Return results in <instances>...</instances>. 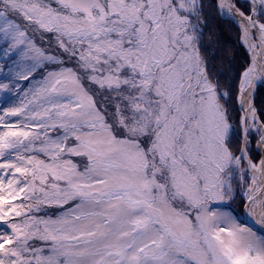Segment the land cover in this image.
I'll return each mask as SVG.
<instances>
[{
    "label": "snow or ice",
    "instance_id": "obj_1",
    "mask_svg": "<svg viewBox=\"0 0 264 264\" xmlns=\"http://www.w3.org/2000/svg\"><path fill=\"white\" fill-rule=\"evenodd\" d=\"M203 7L201 0H0V54L11 61L0 92H11L8 81L35 79L42 66H60L37 82L34 107L6 113L23 114L21 129L0 117L7 129L0 264H264V236L237 223L226 203L235 199L237 174L243 189L251 173L244 210L264 225V120L250 91L264 79V63L258 71L253 55L241 74L242 142L234 152L221 103L230 93L206 74L196 43ZM218 8L241 18L250 51L254 38L264 50V0H250L249 14L232 0ZM28 30L50 34L56 50L38 48ZM41 206L63 211L37 217Z\"/></svg>",
    "mask_w": 264,
    "mask_h": 264
},
{
    "label": "trees",
    "instance_id": "obj_2",
    "mask_svg": "<svg viewBox=\"0 0 264 264\" xmlns=\"http://www.w3.org/2000/svg\"><path fill=\"white\" fill-rule=\"evenodd\" d=\"M203 4V18L204 22L203 35L200 36L196 43L199 47V54L206 74L214 82L219 84V91L223 95L225 92L230 93V97L226 100H221V103H226L229 109L228 121L232 126V133L230 136L231 148L234 152H238L240 147L241 130L239 125L240 112L237 104V94L239 87V80L242 71L249 65V59L247 52L240 43V30L230 20L223 19L219 16L216 9V0H201ZM237 7L240 11L249 12V5L247 2L236 1ZM25 23V22H22ZM27 34L31 37L33 42L45 52H52L55 49L54 42L50 45L48 37L50 34L43 33V36L39 32L33 33L28 30ZM5 45L0 44V50ZM10 60H5L0 54V82L4 80V76L8 72L7 65H10ZM66 66H71L67 64ZM58 64H47L38 68L32 77L29 79H14L8 81L11 92H0V98L7 96L6 101L0 100V117L4 118V121L10 125H16L19 130L22 128L20 123L24 116H9L6 115L8 110L12 107H20L23 104H27L28 107H34V102L29 104V101L33 100L34 93V81L36 78L42 77L47 71L58 69ZM14 85V86H13ZM254 107L257 110V116L260 120H264V83L256 87L253 99ZM6 128H0V131H6ZM29 131H39L40 129H34L31 126ZM42 131V130H41ZM252 135L249 147L252 153V158L257 162L259 155L254 150V142L256 137ZM38 146V141L36 142ZM10 159L14 160L15 156ZM5 162L0 159V163ZM4 174V170L0 169V175ZM18 175V174H17ZM11 178V177H9ZM23 195V194H21ZM14 203H19L15 201ZM242 201L236 207V211L240 212L242 208ZM241 207V208H240ZM42 210L39 213H33L37 217H45V213L52 215L57 213L55 207L48 208L47 206H41ZM46 218V217H45ZM19 219V218H17ZM10 232L11 230L8 229Z\"/></svg>",
    "mask_w": 264,
    "mask_h": 264
},
{
    "label": "bare ground",
    "instance_id": "obj_3",
    "mask_svg": "<svg viewBox=\"0 0 264 264\" xmlns=\"http://www.w3.org/2000/svg\"><path fill=\"white\" fill-rule=\"evenodd\" d=\"M239 1H242V0H239ZM243 1H246V0H243ZM232 2H233V1H232ZM219 3H220V0H217V3H216V4H217V8H218ZM236 8H237V7H236ZM218 12H219V14H220L219 8H218ZM225 12H227V9H225ZM220 16H221V17H224V18H228L229 20L235 22L236 25L239 27L238 21L241 19L239 16H236V15H234V14H233V15H228V14L221 15V14H220ZM239 28H240V27H239ZM240 29H241V28H240ZM241 33H242V29H241ZM251 43L256 45V49H255V51L253 52V51H250V50H249V47L247 46V49H248V56H249V62L251 63L252 56H253V55H256V57H257V69H258V71H259V68H260L261 64L264 63V50H262V49L260 48V46H259L260 42H259L258 38H254V39L251 41ZM245 46H246V45H245ZM262 82H264V79L257 80V81L255 82V84H256V83H262ZM250 91H252V89H250ZM239 106H240V104H239ZM240 108H241V106H240ZM255 150L259 153V151L257 150V145H256V143H255ZM259 154H260V153H259ZM260 158H261V154H260ZM259 160H260V159H259ZM259 160H258V162H259ZM249 176H250V182H249V184H251V173H249ZM262 182H264V181H262ZM245 203H246V201H245ZM244 205H245V204H244ZM257 211H258V209H257ZM243 216H244V218L246 219L247 222L253 223V224L257 225L258 227L264 229V225H261V224H258V223H257V220H258L259 217H258V216L253 217V216H248V215H246V214H245L244 207H243ZM260 235H261V236H264V235H262L261 233H260Z\"/></svg>",
    "mask_w": 264,
    "mask_h": 264
},
{
    "label": "rangeland",
    "instance_id": "obj_4",
    "mask_svg": "<svg viewBox=\"0 0 264 264\" xmlns=\"http://www.w3.org/2000/svg\"><path fill=\"white\" fill-rule=\"evenodd\" d=\"M233 1V3L236 5V3H235V0H232ZM28 35V34H27ZM242 35V34H241ZM28 37L31 39V37L28 35ZM32 40V39H31ZM33 41V40H32ZM240 43L241 44H243V46L245 47V44L242 42V40H241V37H240ZM35 44V43H34ZM36 45V44H35ZM37 46V45H36ZM38 47V46H37ZM39 48V47H38ZM41 49V48H40ZM42 50V49H41ZM202 66H203V64H202ZM249 66V65H248ZM60 67V66H59ZM58 67V68H59ZM68 67H71V66H68ZM47 73V72H46ZM45 73V74H46ZM44 74V75H45ZM43 75V76H44ZM42 76V77H43ZM37 80H35L34 81V90H35V88H36V85H37V82L41 79V77L40 78H36ZM85 83L87 84V81H85ZM240 111H241V108H240ZM242 112V111H241ZM39 131H41V130H39ZM50 135H56V133H49ZM253 134H255V133H253ZM255 137H256V139H255V141H257V139H258V137L256 136V135H254ZM39 143H40V141H38V145H39ZM74 160H76V159H79V158H77V157H74L73 158ZM249 182H250V176L248 175V177L246 178V180H245V183H244V186H243V189L239 186L240 185V178H239V174H237V176H236V179L233 181V187H234V191H235V199L234 200H232V201H230V202H226L227 203V205H228V207L231 209V212H232V214H233V216L234 217H236L237 216V214H235L234 212H236V207H238V204H240V201H242V203H243V201L245 202V200H244V195H243V193H244V191H246L247 190V187H248V185H249ZM68 206L66 205L65 206V208H67ZM241 208V207H240ZM57 209V208H56ZM60 211H63V209H57V213L58 212H60ZM54 218V217H53ZM236 220H237V217H236ZM238 223V222H237ZM241 226H243V225H241ZM258 236H261V235H259V234H257Z\"/></svg>",
    "mask_w": 264,
    "mask_h": 264
},
{
    "label": "water",
    "instance_id": "obj_5",
    "mask_svg": "<svg viewBox=\"0 0 264 264\" xmlns=\"http://www.w3.org/2000/svg\"><path fill=\"white\" fill-rule=\"evenodd\" d=\"M247 1L250 3V0H247ZM256 85H257V83L255 84V87H256ZM255 87H254V89H255ZM254 89H252V90L254 91ZM242 216H243V211H242ZM239 221L241 223H243L244 225H247V226L251 227L252 229L258 231L262 235H264V229L263 228H260V227H258L257 225H255L253 223L247 222L246 219L244 218V216H243V218H239Z\"/></svg>",
    "mask_w": 264,
    "mask_h": 264
}]
</instances>
